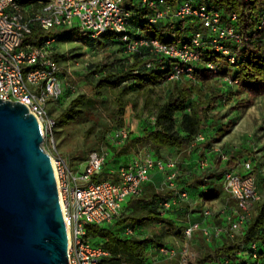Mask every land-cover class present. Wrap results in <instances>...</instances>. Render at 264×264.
<instances>
[{
  "label": "trees",
  "instance_id": "trees-1",
  "mask_svg": "<svg viewBox=\"0 0 264 264\" xmlns=\"http://www.w3.org/2000/svg\"><path fill=\"white\" fill-rule=\"evenodd\" d=\"M48 1L17 0L24 8H38ZM165 1L173 6L181 0ZM201 2L213 5L225 19L234 13L236 29L247 39L239 43L223 42L235 57L233 63H230L221 51L205 45L200 49L202 53L200 60L192 66L193 79L183 76L178 80H168L174 64L172 58L155 55L148 47H140L134 53H127L118 34L108 32L101 35L106 36L109 42L120 45V51L129 54L132 62L126 63L116 73H102L97 77L89 93L77 95L55 118L56 126L66 124L85 110L95 108L103 91L112 90L114 97L109 114L110 123L113 129L122 127L125 108L130 103L135 106V102L128 98V94L132 91L141 92L144 95L143 107L147 108L151 103L150 93L153 92L154 87L164 82L170 84V87L162 102L156 99L152 103L154 108L152 121L142 123L136 134L129 132L121 144L110 145L111 160L105 158L97 179L117 181L116 174L110 171L111 168L116 167L112 163L116 159H124L125 164V157L138 155L142 149H147L152 155L161 159L168 158L162 155V151L174 150L177 154L174 158L177 160L178 172L175 183L180 190H185L191 197L202 201L221 198L224 204L233 203L223 190L221 180L224 171L234 169V164L239 161H234V157L231 156L230 160L227 158L223 162L217 152L212 153L211 141L216 135H224L227 132L225 127L234 125L235 120L230 118L227 123H220L211 112L223 103L225 98H233L234 92L240 93L243 97L234 100L231 108H234L235 104L237 107H249L256 99L264 97V26L262 29L257 28L260 15L264 11V0H194V3ZM123 3L124 7L132 12L129 29L131 36L142 35L146 38H156L162 43L179 44L188 43L196 31L204 32L200 22L190 17L160 20L151 24L148 22V16L152 11L139 6L141 0H123ZM82 32L78 28H56V30L44 31L33 25L23 44L39 46L49 38L53 41L62 40L64 37ZM64 57L63 54H54L57 62ZM206 61L215 63L216 72L205 67ZM146 63L151 64L146 66ZM224 77L229 78L232 84L224 82L222 80ZM211 80H219L226 89L212 87ZM66 91L67 89H63L60 100ZM198 133H203L205 140L191 145ZM220 151L228 157L229 154L224 152L222 147ZM206 152H209L208 157H210L208 167L199 169L194 163L191 168L183 171L182 163L188 160L191 154L203 158ZM173 196V189L161 185L154 187L143 184L141 193L129 197L115 221L107 226L88 225L86 237L109 253L104 259L105 264H124V262L149 264L146 261L149 250L157 253L160 248L165 247L164 232L182 235L184 224L177 225V220L179 216L186 217L185 208L189 207L186 201L177 203L166 212L162 211V202ZM146 225H151L156 231L150 229L146 237L137 236L135 231ZM126 227L132 228L133 233L126 234ZM202 240L204 245L202 249L196 251L192 264H247L251 243L256 244L259 259L264 264V197L252 204L249 220L241 235L233 238L222 235L208 242L203 238Z\"/></svg>",
  "mask_w": 264,
  "mask_h": 264
},
{
  "label": "built area",
  "instance_id": "built-area-1",
  "mask_svg": "<svg viewBox=\"0 0 264 264\" xmlns=\"http://www.w3.org/2000/svg\"><path fill=\"white\" fill-rule=\"evenodd\" d=\"M139 6L151 9L148 16L151 24L160 20L190 17L200 22L204 32L196 31L188 43L179 44L162 43L156 38L142 35L131 36L132 12L124 7L123 0H49L38 8L21 7L17 0H0V100L24 104L37 119L43 138L52 141L56 123L55 117L48 111V104H57L63 94L61 69L54 59L52 38L39 46L23 44L33 25L44 31L78 28L91 38L108 32L116 33L127 53L148 47L155 55L172 58L174 64L168 80H178L183 76L193 79L192 66L200 60V49L205 45L221 51L233 63L235 57L223 42L239 43L247 39L237 31L234 13L225 19L219 10L206 2L181 0L172 6L165 0H141ZM263 26L264 11L257 28L262 29ZM150 64L146 63V66ZM204 65L216 72L215 63L206 61ZM222 80L232 84L227 77ZM128 133L127 125L112 129V141L121 144ZM204 140V134L198 133L191 145ZM215 151L221 160H227V155L219 148ZM48 153L67 234L68 264H105L104 259L109 253L86 237V227L108 225L115 221L128 198L141 193L142 185L148 180L151 171L163 173L161 186L174 190V196L162 202L163 212L188 199V193L180 190L175 183L178 175L176 158L161 159L148 151L139 153L117 168L115 174L118 180L113 182L96 178L106 158L101 150L91 151L77 167L72 166L66 157ZM208 155L209 152H206L203 158L196 160L199 169L209 166ZM240 166L244 172L234 168L224 171L222 175V188L233 201L232 204H224V223L216 225L209 222L213 213L203 208L201 222L184 226L182 238L185 241H189L195 233H199L207 242L222 235L233 238L243 233L252 204L261 196L250 172L251 161L244 160ZM125 233L132 234V228L126 227ZM159 252L175 259L178 264H192L196 257V252L187 245H182L178 250L162 247ZM248 256L247 264H263L255 243L249 244Z\"/></svg>",
  "mask_w": 264,
  "mask_h": 264
},
{
  "label": "rangeland",
  "instance_id": "rangeland-1",
  "mask_svg": "<svg viewBox=\"0 0 264 264\" xmlns=\"http://www.w3.org/2000/svg\"><path fill=\"white\" fill-rule=\"evenodd\" d=\"M53 30H56V28H53ZM52 45L55 53L65 56L58 64L61 69L63 89H67L62 99L52 109L48 104V111L55 118L77 95L89 93L97 77L102 73H116L126 63L132 62V57L120 51V45L109 42L106 36L90 38L86 32L74 33L62 40L53 41ZM210 85L212 87H224L219 80H211ZM169 87L170 84L165 82L154 87L153 92L150 93L151 103L147 108L143 107L144 95L141 92L132 91L128 94V98L135 102V106L130 103L125 108L123 116L124 125H127L130 133L136 134L142 123L153 120L152 112H154V108H152V103L156 99L162 102ZM224 89L226 88L224 87ZM234 93L233 98H225L226 100L211 112L220 120V123H227L230 118L235 120L234 125L225 127L227 132L224 135H216V138L211 141L212 153L216 152L215 149L222 147L223 151L229 154V160L233 156L234 161H239L234 164L233 168H237L240 172H244L240 166L241 162L250 160L251 174L254 176L259 195L264 197V97L256 99L249 107H237L235 104L234 108H231L234 100L243 97L238 92ZM113 97L114 91H103L102 97L97 100L95 108L85 110L66 124H58L53 131L52 141L43 138L44 149L51 154L66 157L69 159L70 164L75 167L79 166L91 151L96 150L103 151L107 160L110 161L112 155L110 145H116L111 138L113 128L109 118ZM145 151L148 150H140V154ZM162 155L174 158L177 154L174 150H164ZM123 163L124 159H116L112 164L118 166ZM191 166H193L192 163L183 164V171L187 167L188 169L191 168ZM198 207H200L197 210L198 212L194 211V215L189 217V220L201 222L202 216L199 215V212L203 208H208L213 213L211 217L213 224L220 225L224 223L226 212L223 211L224 202L221 198L204 200L200 206L198 204ZM178 219L177 225L179 226H182L188 220L186 217L182 218L180 216ZM150 229L156 231L151 225H146L138 228L135 232L139 237H146L150 233ZM201 237L199 233H195L189 241H185L182 235L178 236L164 232L163 243L165 247L175 250H178L182 245H187L190 250L196 252L202 249L204 245ZM146 261L149 264H178L175 259L167 258L159 250L157 253L149 250ZM124 264L130 263L124 262Z\"/></svg>",
  "mask_w": 264,
  "mask_h": 264
},
{
  "label": "water",
  "instance_id": "water-1",
  "mask_svg": "<svg viewBox=\"0 0 264 264\" xmlns=\"http://www.w3.org/2000/svg\"><path fill=\"white\" fill-rule=\"evenodd\" d=\"M0 264H68L51 156L35 116L0 100Z\"/></svg>",
  "mask_w": 264,
  "mask_h": 264
},
{
  "label": "crops",
  "instance_id": "crops-1",
  "mask_svg": "<svg viewBox=\"0 0 264 264\" xmlns=\"http://www.w3.org/2000/svg\"><path fill=\"white\" fill-rule=\"evenodd\" d=\"M55 106V104L53 105V104H50V107H51V109L53 108ZM134 156V154L133 155H131V156H127V157H125V159H126V162H128L129 161V159L131 158V157H133ZM197 155L196 154H191V156H190V158L188 159V160H186V161H184L182 164H186V163H192V165L196 162V160H197ZM208 159L210 160V157H208ZM125 162V163H126ZM124 164V163H123ZM188 165V164H187ZM192 167V166H191ZM117 168H118V166H116V167H113V168H111V172L112 173H115V171L117 170ZM187 169H188V167H187ZM186 170V169H185ZM163 173H161V172H159V171H157V170H153V171H151L150 173H149V177H148V180L147 181H145L143 184L144 185H152V186H154V187H159L160 185H161V180H162V178H163ZM129 199V198H128ZM203 202H204V200H203ZM186 203L189 205V207L188 208H185L186 209V212H187V214H186V218L188 219L189 217H191V216H193L194 214V211L195 212H198L197 210L200 208V207H198V204H199V206H200V204L202 203V200H200V199H198V198H196V197H191L190 195H188V199H187V201H186ZM125 204V203H124ZM184 209V210H185ZM201 212H202V209H201V211L199 212V215L201 216ZM169 215V214H168ZM171 215V214H170ZM171 217V216H170ZM211 217L208 219L209 220V222H212L211 221ZM194 222H196L195 220H187L186 222H185V224H184V226H186V225H188L189 223H194ZM223 224V223H222Z\"/></svg>",
  "mask_w": 264,
  "mask_h": 264
}]
</instances>
